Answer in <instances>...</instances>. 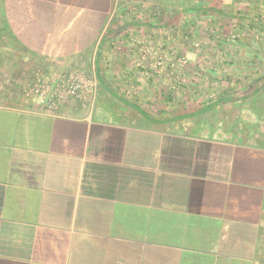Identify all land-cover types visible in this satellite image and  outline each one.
I'll return each mask as SVG.
<instances>
[{"label": "crops", "instance_id": "1", "mask_svg": "<svg viewBox=\"0 0 264 264\" xmlns=\"http://www.w3.org/2000/svg\"><path fill=\"white\" fill-rule=\"evenodd\" d=\"M164 3L160 27L175 28L183 3ZM114 10L0 0V264H264V74L245 69L263 48L241 41L225 68L185 48L165 72L140 59L157 24L123 29ZM41 66L99 69L98 91L41 112L20 92Z\"/></svg>", "mask_w": 264, "mask_h": 264}, {"label": "rangeland", "instance_id": "2", "mask_svg": "<svg viewBox=\"0 0 264 264\" xmlns=\"http://www.w3.org/2000/svg\"><path fill=\"white\" fill-rule=\"evenodd\" d=\"M135 1L138 0H115V12L111 18L110 24H116L117 22L120 24V28H122V26H124V24L126 23L127 25L125 26V28L123 27V29L127 30L131 28L129 27L130 24L137 23L135 22L136 20L146 22L147 24H157L156 26L150 25V30H147L145 28L142 29L144 30V33H140L138 40H147L148 43L146 44V46H148V48L145 50H148V52L145 53L144 50L143 52L139 51V53L141 55L140 59L145 60V58L147 57V60H150L148 59V56H150L151 58H153L151 59V61H157L158 66L163 67L162 70L165 72L171 71L172 68H178L188 65L192 57H188L187 53L184 52L185 48H188L189 50L197 48L196 50H199L198 56L201 57L206 54L205 59H202V61H217L218 65L223 68L227 66V64L231 61V58L235 59L234 57L236 56H242L241 50H239L237 45L243 40H245L246 45H254L255 47H261L263 48L262 50H264V30L262 25L264 23V0H214V2L211 3L212 5H220L222 10L225 11L226 15H232V17L235 18L234 20L231 18L227 22H223L222 24L220 23L218 19L219 16L217 14L210 13L209 15H207L204 13V11L202 12V10L212 7L208 6L210 4V1L212 0H196V2L194 0H191L195 5V9L199 6V4H197V1H202V6L205 7L202 8L201 11H199L200 13H198L197 16H194V13L189 11L193 9V5H190L191 3L188 4L189 0H181L183 5H181L180 8L178 6V8L180 13L186 12L184 13L185 17L184 14L183 16L180 15V23H178L175 28L171 29H162L160 27L163 24L164 14H166V11H163V8L166 7L165 5L163 6V4H165V0H155L159 1V3L155 4V6L153 5L154 3L146 4L151 0L144 1L143 3H140L138 5L135 4ZM168 1L169 4H171V2H173L174 0ZM178 8L167 10V14H175L176 12H178ZM239 17L243 19L242 23L237 20V18ZM221 39L225 41L227 49L231 54L228 51L226 52H228V55L230 54V56H226V52L222 54H217L211 51L209 46L215 44V42L213 41ZM126 41L127 44L130 43V39ZM208 47L209 49H207ZM210 57H213L214 59ZM248 57L249 59H252L251 57L257 56L251 53V55ZM256 62V60H253L250 67L247 65L246 68L245 66V69L249 70L251 74L254 73L255 78L258 77L259 73L264 74V63H262L261 65H257ZM233 69L236 70L237 67H233ZM33 70H35L34 73H32ZM4 71L6 72L7 70ZM76 71L83 72L78 69L71 71L67 67L66 69L59 70L53 68L48 69L41 66L32 68L31 75L27 77H29L30 80H35V78L38 76V78L42 80L49 81L50 79H52V77L54 79H61L62 77H64L65 74L71 72L75 73ZM2 72L3 71L0 70V76L2 75ZM55 72H59L60 74H62L60 75V77H57L55 76ZM216 81L217 82L214 84V86H221L218 80ZM186 83L187 85H189L188 82ZM187 85L185 87H188ZM20 88V92L22 93L25 99L29 101H36L37 103L38 100H34L33 98H27L24 95L23 86ZM97 88H99V85H97ZM210 91L211 92L209 94L210 96L208 95V99L212 100L214 99L213 93L215 92L213 90ZM259 101L260 100H258L257 102ZM39 110L45 113L48 112L45 111L44 108L42 109L41 105L39 106ZM48 113L51 112L49 111ZM234 118L236 117L234 116ZM234 118L229 122H234L236 120Z\"/></svg>", "mask_w": 264, "mask_h": 264}, {"label": "built area", "instance_id": "3", "mask_svg": "<svg viewBox=\"0 0 264 264\" xmlns=\"http://www.w3.org/2000/svg\"><path fill=\"white\" fill-rule=\"evenodd\" d=\"M97 90L96 81L83 73L71 72L61 79L42 80L35 78L23 88L27 98L38 100L37 104L45 111L56 112L59 104L70 100L85 102Z\"/></svg>", "mask_w": 264, "mask_h": 264}, {"label": "trees", "instance_id": "4", "mask_svg": "<svg viewBox=\"0 0 264 264\" xmlns=\"http://www.w3.org/2000/svg\"><path fill=\"white\" fill-rule=\"evenodd\" d=\"M215 12H216V10H214V9L213 10L212 9L211 10H204V13L207 15H209L210 13H215ZM76 72L85 74L88 78H91L92 80L96 81L97 85H99V78H98V76H100V74H99L100 70L99 69L97 70V73H95V72H80V71H76Z\"/></svg>", "mask_w": 264, "mask_h": 264}]
</instances>
